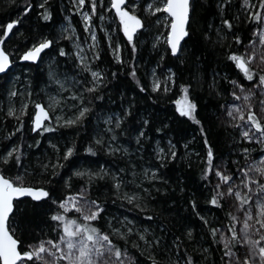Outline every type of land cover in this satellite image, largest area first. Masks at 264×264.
<instances>
[{"label": "snow or ice", "instance_id": "6c2138e0", "mask_svg": "<svg viewBox=\"0 0 264 264\" xmlns=\"http://www.w3.org/2000/svg\"><path fill=\"white\" fill-rule=\"evenodd\" d=\"M34 9L33 38L21 28ZM248 25L246 41L240 28ZM0 29V264H264V0H67L62 8L25 0ZM10 35L24 36L16 53L6 50ZM149 41L157 61L143 82L138 54ZM170 58L190 62L195 82L177 84ZM209 59L217 68L201 77ZM113 64L140 94H158L152 103L178 87V119L198 133L183 154L172 138L161 143L167 124L145 151L151 121L134 114L135 97L119 112L107 106L106 90L122 74ZM204 84L214 112L196 95ZM89 127L84 154L102 151L124 167L77 164L79 133ZM193 157L199 191L184 197L187 217L169 219L175 203L155 194L184 193L183 181L172 188L164 172L182 161L192 168ZM109 199L136 215L110 213ZM26 206L34 228L24 226Z\"/></svg>", "mask_w": 264, "mask_h": 264}, {"label": "trees", "instance_id": "16d2710c", "mask_svg": "<svg viewBox=\"0 0 264 264\" xmlns=\"http://www.w3.org/2000/svg\"><path fill=\"white\" fill-rule=\"evenodd\" d=\"M67 3V0H52V5L54 8H62ZM25 5V0H16L15 5H10L8 0H0V22H8L10 19H15L18 15L21 14L22 9ZM36 9L33 10L32 13H29V16L25 18V22L21 28V31L24 32V35L27 36L29 33H32L33 38L35 35H38V32H33L34 28L39 27L37 25V16ZM55 19L58 21L60 16H56ZM155 19V18H152ZM207 19V18H206ZM252 25L241 26L240 34L247 41L250 36V29ZM27 30V31H25ZM54 29L49 27L47 31H53ZM3 29H0L2 32ZM16 30L14 29V32ZM122 36V33H120ZM24 40V36L14 37L12 35L9 36V39L5 41L6 50L12 51L16 53L22 47V41ZM67 44L66 41H62V45ZM222 51V50H218ZM125 57H128V51L125 49ZM15 58V56L13 57ZM63 59V58H60ZM107 57L105 58L107 62ZM157 61L156 54L151 50V43L142 44L140 52L138 54V62L141 67L139 68L138 75L142 78L143 82L147 81V77L145 76V72L150 71L153 67H155ZM165 67L170 66L173 71L177 72V84L181 82H195V77L193 76L192 64L189 62L185 65H180L178 61L174 58L167 59L165 62ZM222 67V64H221ZM217 68V63L211 59L207 62V64H202L200 72L198 75L201 77L207 74V77L210 78L212 75L213 69ZM112 71H119L122 74L118 76L116 80H113L112 83L108 86V95L106 96L107 106L112 108L113 110L119 112L122 107H127L128 101L135 97V108L134 114L139 118L147 117L151 124L149 126L150 130L148 134L152 136V140L149 141L145 145V151L150 152L151 146L155 141L161 140V133L155 132V128H162L164 124L168 125L167 129L164 131L167 135L161 140L162 144L167 143L168 138H172L174 142L177 143V148L180 154H183V144L189 141H192L194 136L198 137V133L194 131L195 125H192L190 121L181 122L184 118H179V114L175 111L176 104L175 101L181 98V93L179 92L178 87L174 88L167 96L160 97L156 103H152V99L155 98L158 94H152L151 98H148L146 94H140L138 89H136L134 83L131 81V78L127 75L126 69H120L118 65H112ZM160 71H164V68H161ZM163 79V77H161ZM247 83V82H245ZM110 90V91H109ZM121 94L124 95L123 102L120 99ZM199 98L200 106L206 109L208 112L215 111V105L218 101L215 99L213 94H210L207 88V84H204L202 90H197L196 93ZM2 103V101H0ZM31 112V108L29 109ZM133 127L138 126L137 123L132 124ZM29 127L28 117H25V128ZM222 131V130H221ZM75 130L69 129L64 130L63 137L60 140V145L63 149L64 144L68 141L72 140L73 134ZM91 132V128L89 127L87 130H81L79 133V138L77 140V146L80 150V155L77 157V164L79 166L88 167L89 162L92 163V167H96L97 165L100 167L111 168L112 170H116L118 167H124L125 162L123 160L115 159L113 157H109L105 155L102 151L96 157H88L84 154L83 149L87 146L89 142V134ZM31 143V139L28 140ZM121 143L124 144L125 147H129L131 151H135V146L130 145L126 138L121 139ZM195 148H199V141L197 140L194 145ZM42 147H46V145L42 144ZM39 153V149L35 150ZM191 151V148L190 150ZM135 157H133L134 159ZM71 163V162H69ZM140 163H143L141 161ZM187 161H182L179 164H176L174 167H170L169 170L164 172L165 178L169 180L170 186L172 188H177L176 181L180 179L183 181V187L185 188V192L181 193L179 188L175 193L169 191L168 187H164L163 191H168V197H164L160 194H155L158 200L169 199L175 203V208L171 212V218L180 219L183 217H187L190 209L188 205L185 203V195L190 194L194 189L199 191V168L195 163V158L193 157V166L192 168L186 167ZM73 169L66 167L63 172H61L62 176H67V174ZM79 181H73V184H78ZM131 190V189H129ZM95 194V193H94ZM27 200V199H26ZM199 203V201H198ZM155 204V202H153ZM108 211L114 215H121L122 213L127 215L130 219L136 215L135 210H129L131 208L130 205L123 204L121 201H117L116 203H112L111 199H109L107 204ZM22 220L24 226L34 228V219L33 214L29 207H25V211L22 216ZM155 227V225H153ZM38 231V229H37ZM30 236H25V239H30ZM134 251V250H133ZM143 259V258H141Z\"/></svg>", "mask_w": 264, "mask_h": 264}, {"label": "water", "instance_id": "95a60500", "mask_svg": "<svg viewBox=\"0 0 264 264\" xmlns=\"http://www.w3.org/2000/svg\"><path fill=\"white\" fill-rule=\"evenodd\" d=\"M25 200L28 199V198H24Z\"/></svg>", "mask_w": 264, "mask_h": 264}]
</instances>
